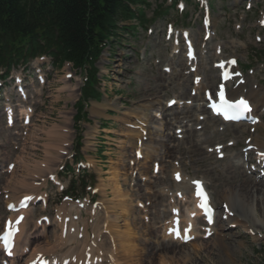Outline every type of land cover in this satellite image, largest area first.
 Wrapping results in <instances>:
<instances>
[{
	"label": "rangeland",
	"instance_id": "rangeland-1",
	"mask_svg": "<svg viewBox=\"0 0 264 264\" xmlns=\"http://www.w3.org/2000/svg\"><path fill=\"white\" fill-rule=\"evenodd\" d=\"M147 1L150 6L144 10L145 20L148 22L146 30L140 28L132 34L123 32L120 36L114 39L109 47H107L104 55L100 57L97 63L99 77L101 79V90L103 91L106 89L108 95L107 98H102L101 103L106 105L108 104L107 107L109 108L106 111H109L112 114L111 118L109 117L112 122V124L109 125L111 131H97V124L94 123L95 121L91 124L82 123L79 126L82 130L83 137V147L80 149V153L84 160L87 162L91 161V165L86 168L87 170L83 175V179L79 178L78 173L67 174L64 176V183L67 184V187H69V180L75 178L80 180L81 183L75 186L72 191L70 190V187L67 190L69 193L76 194L78 196H85L87 194H91L90 191H87L86 188L82 187L86 181L89 186H92L97 190L95 197L97 198L96 200L99 201L100 205V203L105 199L103 197V193L111 192L112 184L110 185V179L112 175H114L115 171H118V173L120 172L118 184H120V188H122V190L127 191L130 194L128 199H130V203L133 208L132 210L135 211L136 221L133 225L136 226V231L144 230L146 222L143 224V219L141 218L144 214L150 221V224L146 226L154 225L155 236L153 240H159V242H161L160 231L163 224L162 216L163 212L167 210V205L169 203L168 195L163 191V189H170V191L173 190L174 182L172 178V171L176 166H181L182 172L189 174L191 178L203 179L209 192L212 194L214 203L217 207H219V209L221 203H218L219 199L217 193L223 187L229 186L223 181V179L219 180L218 177V170L226 167L228 160L225 158L224 160L213 164L210 161H203L200 163L197 162L196 159L194 160L193 158H196L195 156L191 155L187 151H184V148L186 147V135L184 134L185 129L195 130V134L197 135L196 139L200 136L202 139V145H213L216 143V133L214 132L220 130L219 133H222L225 131V135L227 136L226 141L234 139L233 141L236 142V145L228 149L226 152L229 160L235 164L237 162L243 164L242 162L244 158L239 154V151L246 146V139H249L258 131L255 129V132H251L252 127L245 125L233 127L229 125H221L217 120L215 121L207 118L204 120L208 127L207 130L204 127L199 130L195 129L194 127L197 124L204 125L198 119V115L203 112H199L195 109L190 112V120L186 122V125L183 128V137L181 140L176 136L174 127H182L184 122H182V124L172 123L170 131L167 134L163 129V119L160 115H157V113H160V107H164L165 100L172 97L175 91L180 90L182 85L186 84L187 89L189 90L190 83H187L184 80H190L191 77L185 78L183 74H181L179 78L177 77L173 82L168 80L164 82L165 86L162 90H157L155 92L149 91L148 93H145L146 96L154 94L157 95V101L151 108H135L137 103L140 104L137 100L144 94L141 92V83H144L147 80L149 82V79L151 80V78H153L156 73L160 71V65L156 67L155 64L160 61L159 63L162 68L163 65L169 63L170 48L168 42L164 40L167 36L164 29L165 23H173L177 28H187L192 33V36L197 42V56L201 55V51L204 52L207 49L202 48L200 45L202 37V26L200 23L201 13L198 11V4L196 0L185 2V7L180 12L177 11L176 6L174 5V7L168 11L167 15L161 17L159 16V13H156L155 11L169 7L170 0ZM211 3L213 8L210 12V18L212 22V29L215 31V36L211 42L209 41L208 45L220 41L222 43L221 50L223 57H227L229 55L238 57L239 67L243 70L244 75H246L249 80V83L244 85V89L247 90L251 85H254L256 86V90H259L264 94V89L262 88L264 86V29H259L256 21L258 10L260 8L263 9L264 4H257V8H252L250 11L243 12L245 15L241 17L238 15L239 13H242L241 8L229 5L230 0H211ZM238 24H240V28L236 29ZM148 28L152 30L151 33H147ZM145 48H147V51H145ZM207 51L211 53L212 50L208 49ZM123 56H127V58H123ZM149 56H151L150 59ZM211 60L205 65V69H202L201 71H203L205 77L211 79L212 84L209 86L214 88V85L217 82V75L215 71L209 70ZM36 65H40L42 73L45 77V83L38 86V84H36V80L33 79L34 72L32 75H29L31 76L29 77L27 74L30 73L27 70V72L24 73V75L27 76L25 81L35 85V90H31L30 87L26 88L29 98L23 104L21 102H17L16 99L14 100L15 103L19 104L16 105V110L20 109L23 105L29 106L34 110L32 127L24 126L21 129L17 127L18 125H21L18 121L15 128L9 129L5 126L4 114H0V217L4 214V203L8 200V196L10 195L9 192L3 191V188L9 183V181H11L12 177H14L13 175H10L9 172L5 171L6 163L14 162L15 157L17 156H28L33 161L42 160L44 151L42 147L46 137L42 135L40 129L46 130L53 125H57L59 127L63 125L65 129L69 130L71 124L70 116L74 113V111L72 112V105L76 98L73 96L68 97L66 91L61 92L60 96L57 98V89L59 87H67L68 85L74 87V85H76V76L64 79V74L67 72L66 65L57 69L54 67V64H52V60L49 57H46L43 60L35 59L31 62L29 61L24 66L19 65L14 67L10 70L8 75H13L16 71H19V68L26 67L30 70L31 67ZM173 66L175 71H178L179 69L183 71L185 69L184 65L176 67L174 61ZM248 67L251 68L250 71H252L250 74L246 71ZM130 69L132 70L130 73L125 72V70ZM134 72L141 73L139 81H137V75H135ZM76 75L78 77V72H76ZM2 83L5 84L4 89H1L3 93L4 90L11 89V79L6 78ZM40 90V93L36 92ZM32 91H35L37 95H33ZM166 91L171 92L165 94ZM120 102L122 104H120ZM199 103L200 97L195 99V106H198ZM261 103H263V101L259 102V104ZM112 105H115L117 108L112 107ZM104 114H102L103 116L99 115L101 116L100 118L104 116L106 117ZM154 114L155 116L157 115L159 119L154 117ZM133 118H135V121L137 118L139 121L144 123V125H141V128L144 129V133H139L138 130L130 129L124 126V123L122 124L123 120L129 119L130 121H133ZM135 121H133V123H136ZM137 125L140 127V124ZM260 128L263 133L262 138L264 140V119L261 122ZM70 130L71 132H68L67 135L69 137V141H73L70 148V151H72L76 143L77 133H73L72 129ZM233 130L238 131V133L233 135ZM21 131L26 132V136L24 137V140L21 141V145H11L5 139V136L14 137L16 132L20 134ZM127 135L131 136L130 141L127 140ZM137 135L146 139L143 143L147 145V156L144 159H137L135 164L131 165V162L134 161L133 150L136 147L134 139ZM166 135L172 137L174 136L175 141L173 143H169V141H166L168 138ZM28 136H31L30 140L26 139ZM209 139H212L213 142L211 143ZM10 141L14 142V140ZM165 141L169 144V146L173 144V150L166 154L163 151V147L159 144ZM226 141H224V143H226ZM29 143L33 144H30L29 147L25 146L24 149L22 148V145ZM176 143L178 144V147H175ZM98 146H102V159H97L95 155L96 149H99ZM30 147L34 148L30 150ZM68 150L69 149H67V151ZM61 156V163L59 161L56 166L54 165V169H57L56 172L59 171L57 167L63 165L64 163H66L65 166L67 164L71 165V161L67 160L65 162V159L67 158L66 155L62 154ZM191 160L194 162L192 163ZM152 163L154 166H159V173H152ZM65 166L64 170L61 171V174L63 175L65 173ZM133 170L138 173L134 174ZM21 172H23L22 167L21 169L18 167L16 174L18 175ZM139 172L142 173L143 177H141L144 178L143 180L140 179ZM125 178L128 181L123 187L122 180ZM239 178L240 176H235V179L239 180ZM83 180L84 182H82ZM134 183L140 184L141 187L136 190V188L133 187ZM237 183H239V181H235L232 185ZM43 189H46L50 194L51 200H53L56 194L60 196V193H57V189L48 182L43 185L42 190ZM258 192L260 193L258 196L264 195V189L263 191ZM109 197H111V195H109ZM156 198H159L158 203ZM136 201H139L141 205H144V209H148V212L146 213L143 208L138 207V203L136 204ZM236 201L238 203V200ZM61 202L62 201H60L59 198L58 204L54 203L51 206L42 208L37 205L33 211L32 221L37 218L38 215L42 214V210L44 209L46 210L47 215L50 213L54 214ZM235 206H232V208L235 211L240 212V208L237 207L238 205L236 207ZM86 212L87 210H83V217L87 215ZM166 215L167 211L164 216ZM2 221L3 219L1 222ZM119 222L121 224L123 223V221ZM200 223L199 225L197 224L198 227L200 226ZM47 229V238L52 241L53 233H58L57 229L54 225L49 226ZM153 240H150L149 243ZM200 240L201 239L198 238L192 245L186 244L179 246L177 244L176 248L170 252H174L175 256H172L169 252L162 253V250L160 249L155 252H149L143 245L142 264H260L264 259V241L259 240L254 242L245 235L242 238H238L242 244L240 249L234 248L233 241H226L229 248L227 253H223L222 250H217L218 246L205 245L203 252H199V255L193 257L191 254L192 258H194L193 261L181 260L178 258L183 256V252H186V255H190V253L195 252V245L199 244ZM45 241L47 240L42 242ZM21 243H23V240ZM155 244L157 245L159 243ZM159 247L160 246L157 248ZM219 251H221L220 254H218Z\"/></svg>",
	"mask_w": 264,
	"mask_h": 264
},
{
	"label": "bare ground",
	"instance_id": "bare-ground-1",
	"mask_svg": "<svg viewBox=\"0 0 264 264\" xmlns=\"http://www.w3.org/2000/svg\"><path fill=\"white\" fill-rule=\"evenodd\" d=\"M215 45H212L214 50ZM193 46L195 47L194 41ZM174 50H176V47H174ZM180 50L181 49L178 51ZM213 55L217 59L220 58V56H216L215 54ZM207 57H209V55L203 56L201 63L197 64V67L201 68L202 65L205 64V62L203 64L204 59ZM177 60H179V64L184 62L186 63L184 53L182 54V52H178ZM189 62H191V60H189ZM226 63L227 66L224 65L223 69L220 71H223L230 66L228 61ZM194 65V63L191 64V66ZM172 76L173 72L168 75L164 72H157V76L154 79L149 82L147 80L144 83H141V92L144 94L140 100L143 107L140 108L149 107V105L146 104L154 103V100L149 97L150 95L146 96L145 93L152 90L153 85L155 86L152 90L153 92L161 90V87L163 86L162 82H165L166 80L172 81ZM207 79L208 78H205L203 75L202 77H198L196 80L197 85H199L201 89L206 88L209 83V80L208 82L206 81ZM229 81L230 79H228L224 85H227ZM220 84L221 83L219 82L218 86ZM64 91H66L68 97L74 96L73 92H76L77 94V87H71L68 85L67 87L63 86L59 88L58 97L59 94ZM245 95L255 109H259L263 106V104H258L260 100H264V95L259 91L250 89L245 93ZM245 95L243 92V86L239 85L234 88L229 97L232 100H246L243 98ZM22 96L24 97L23 93ZM28 97L29 95H27V98ZM97 105L98 104H92V111H90L92 115H98L101 111L96 108ZM6 108V113L10 115V108L8 106ZM1 109L2 108H0V110ZM189 109L191 110V108L184 107L180 111H176L174 108H163V114L170 110L171 114L162 115V118H167V116L172 115V113H190L188 111ZM21 112L24 113L25 116L28 115L27 110H21ZM262 117L263 115H261V118ZM169 119L171 118L168 117L167 120ZM227 124L232 127L234 125L243 126L242 124ZM259 124L260 123L255 126L258 132L255 133V135H252L251 143H249L253 147L252 150L250 152H244L243 154L248 162L254 163L255 160L257 161L258 167L252 166L248 172L258 171L260 176L258 178L252 177L245 170L241 169L242 165H234L231 161H228L229 163L226 167L220 168L218 170L219 180L223 179V181L229 185L228 187H223L217 193L219 199L218 203H224V208L220 214L215 212V215H217L212 219L213 224L210 228H206L204 232L201 233L200 231L194 229L195 221H198L197 218L199 216V211L197 209L198 202L195 201L198 200V196L195 192L192 193L190 190L189 194L186 193L191 186L192 180H183L178 184H175V187L181 191L179 193L178 202L174 203V205H178L179 208L172 209L170 214L169 210L171 206L170 204L167 206V218L160 231L162 241L154 242V245L149 243L147 238L153 239L155 235L154 230L149 228L148 230L136 231V226L133 225L136 221L135 211L132 210L133 208L130 203V199H128L130 194L120 188V184H118L120 172L118 173V171H115L114 175H112L110 179V185L112 184L111 192H104L103 197L105 199L103 200V203L101 202L99 209L97 208L89 213L92 219L90 229L88 228V224L84 223L83 220H79V223L72 222V224L67 227L63 220L64 217H68L73 214L78 220L81 215L79 210L80 205L71 201L67 204L64 202L57 212L55 219H57L56 221L58 222L59 234L54 236L53 242H50L49 240L45 242L37 241V235L46 232V229L44 228L40 231L34 232V227L36 226L35 223L32 224V228L29 227V210L21 212L20 214L11 215L9 221L17 223L19 220L20 230L16 237L17 246L15 248V252L18 254L16 258L9 260V264H22V260L23 264H33L38 258H45L50 264H142L143 245L149 252H155L158 249L162 250V253L172 252L173 248H175L178 243L171 241L168 237H173L181 241L183 235L186 233L190 234V240H192L188 243L189 245H192V243L196 241V239L193 240V238L199 237L203 240V238H206L211 234V245L218 246L217 250H222L223 253H227L229 251L226 240L233 241L235 248L240 249L241 243L238 240H235V238L237 239V236H241L243 233L252 235L253 240H259L261 237L264 238V195L258 196L260 194L258 191H263L264 189V169H262L264 168V159H262V155L264 153V140L262 138L263 133L260 128L261 124ZM62 129L63 128L57 129L52 127L51 129L44 131L46 140L43 144V150L46 156L43 160L33 161L28 156L16 157L15 162L20 163V169L22 167L23 172L18 175L16 174L15 177L4 187L9 189V197L12 202L18 201L21 196L30 197L36 193V190L39 189V187L34 185L33 181L40 180L41 177L39 176L44 172L50 174L52 166L60 160L61 153L63 154L66 152L65 144L67 141V131ZM185 133L186 147L184 148V151H187L191 155L195 156L196 158L193 159H196V161L200 163L203 161H210L213 164L224 160L225 158L222 157L221 151L231 147L230 144H223L227 137L225 132H216V143L213 145L199 144L194 131L188 130ZM232 133L235 135L238 131L233 130ZM166 141L173 143L175 139L173 137H168ZM166 141L159 143L163 147L165 154L173 150V144L169 146ZM209 141L211 143L213 142L212 139H209ZM175 147H178L177 143ZM29 149L31 150V148ZM141 150L144 152L143 148ZM146 156L147 155L144 152V157ZM191 162L193 163L194 161L191 160ZM15 171L16 165H14V168L10 171V175H14ZM236 175L240 176L239 180L235 179ZM33 178L37 179L35 180ZM235 181H239V183L232 185ZM126 182V180H123V187L126 185ZM108 194L112 195V197L107 198ZM156 199L158 203L159 198ZM235 199L238 200V203ZM228 204L231 206L238 205L237 207L240 208V212H235L230 205L229 207L231 210H229ZM24 214H26V217L21 222L20 218ZM165 214L166 212H163V215ZM220 219L225 220V222H221ZM119 221H123V223L121 224ZM79 225H82V230H80V239H78ZM41 226L44 225L41 224ZM234 227H239L241 230L236 231L235 233H230L231 229ZM186 229L187 231H185ZM180 230L182 231L181 233ZM177 231L179 232V236L177 235ZM104 233L106 235H104ZM23 237L25 239L23 245H27L28 247L31 246L26 255H22V248L24 246L19 245V242ZM155 243L159 244L156 245ZM205 245L207 244L199 243L195 245V247L198 250L201 248L204 250ZM158 246L160 247L157 248ZM220 253L221 251H219L218 254ZM186 254V252H183V256L178 258L181 260L189 259L188 261L194 260V258L189 257V254ZM196 254H198V251L192 253L194 256ZM35 264H37V261Z\"/></svg>",
	"mask_w": 264,
	"mask_h": 264
},
{
	"label": "trees",
	"instance_id": "trees-1",
	"mask_svg": "<svg viewBox=\"0 0 264 264\" xmlns=\"http://www.w3.org/2000/svg\"><path fill=\"white\" fill-rule=\"evenodd\" d=\"M138 2L143 0H0V60L10 58L13 44L23 49L27 39L35 51L40 37L47 49L56 46L60 60L85 65L117 19L133 17L127 3Z\"/></svg>",
	"mask_w": 264,
	"mask_h": 264
},
{
	"label": "snow or ice",
	"instance_id": "snow-or-ice-1",
	"mask_svg": "<svg viewBox=\"0 0 264 264\" xmlns=\"http://www.w3.org/2000/svg\"><path fill=\"white\" fill-rule=\"evenodd\" d=\"M262 23H264V22H262ZM233 63H235V61H233ZM220 95H221V99H222V104H221L220 108L218 109V111L222 112V114L225 116V119L238 118L239 113L246 112V111L250 110L249 106L245 100L241 99L238 102L233 104V103H229L226 100H223V91H221ZM232 113H236L237 115H233ZM177 179H179V174H177ZM193 183L197 185V193L196 194L198 197L201 198V204L199 206L205 210L206 214H209L211 209L206 206V201L204 200L203 196H201V192L199 190V182L194 181ZM25 199L27 200V199H31V198L26 197ZM20 219H22V217ZM17 223H19V220L17 221ZM16 231H17V229L13 228L12 230L7 231L2 236H0V241H3L4 246L6 248H10L11 243H12V239H13ZM185 231H187V229ZM177 235L179 236L178 231H177ZM185 239H187V237H185Z\"/></svg>",
	"mask_w": 264,
	"mask_h": 264
}]
</instances>
